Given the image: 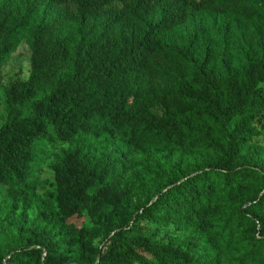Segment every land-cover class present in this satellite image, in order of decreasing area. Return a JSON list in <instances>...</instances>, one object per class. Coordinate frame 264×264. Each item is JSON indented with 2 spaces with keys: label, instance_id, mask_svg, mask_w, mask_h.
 <instances>
[{
  "label": "trees",
  "instance_id": "trees-1",
  "mask_svg": "<svg viewBox=\"0 0 264 264\" xmlns=\"http://www.w3.org/2000/svg\"><path fill=\"white\" fill-rule=\"evenodd\" d=\"M211 20L222 39L206 52L168 38ZM23 41L29 76L4 90L0 188L12 200L32 194L36 145L68 147L50 166L55 214L104 235L74 264H264V169L253 164L264 150V0H0V70ZM111 142L126 156L135 144L194 156L166 158L165 192L118 228L105 222L137 182L85 159ZM169 224L180 239H157ZM0 258L58 260L15 239L0 242Z\"/></svg>",
  "mask_w": 264,
  "mask_h": 264
},
{
  "label": "rangeland",
  "instance_id": "rangeland-1",
  "mask_svg": "<svg viewBox=\"0 0 264 264\" xmlns=\"http://www.w3.org/2000/svg\"><path fill=\"white\" fill-rule=\"evenodd\" d=\"M57 14V12H55ZM217 26L213 20L208 23L192 22L168 34L169 40L175 45H184L194 39L202 50L206 52L207 44L217 36ZM236 46L242 42L240 29L232 36ZM29 76V49L25 41L7 64L0 70V127L7 122V108L5 104V87L17 80H26ZM68 147L63 144L48 145L39 143L36 150L39 157L35 160V169L31 173L32 194L21 195L15 200L8 197L5 189L0 188V242L15 239L31 248L48 246L58 256L56 264H74L80 253L93 254L101 251L104 246V235L101 230H87L80 233L83 220L73 219L71 224H63L53 209V181L50 166L58 160ZM169 156L182 165L194 160L193 155H182L178 151H171L168 147L157 145H133L130 155H123L121 145L111 142L99 147L96 151L85 154V159L92 162L97 157L107 165L115 164L116 177L120 183L132 178L137 182V191L133 198L125 205L123 213L110 217L105 224L109 228H118L126 224L135 210L141 214L150 208L152 202L165 192V181L162 169ZM253 164L264 169V150L255 157ZM204 168V167H202ZM135 215V214H134ZM76 231V232H75ZM166 234V235H165ZM183 231L180 227L169 224L165 230L156 234L157 239H180ZM41 259L27 261L24 264H39ZM0 264L5 261L0 258Z\"/></svg>",
  "mask_w": 264,
  "mask_h": 264
}]
</instances>
